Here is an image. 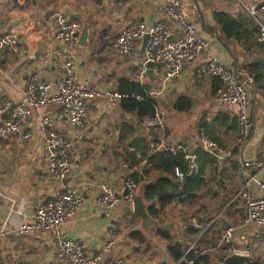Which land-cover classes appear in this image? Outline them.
Returning <instances> with one entry per match:
<instances>
[{
	"label": "crops",
	"instance_id": "crops-1",
	"mask_svg": "<svg viewBox=\"0 0 264 264\" xmlns=\"http://www.w3.org/2000/svg\"><path fill=\"white\" fill-rule=\"evenodd\" d=\"M182 1L187 20L196 26L199 36L209 44L212 55L222 59L235 72L242 67H253L261 69L264 76V49L258 45L257 37L248 41L253 46L247 47L245 39L239 41L223 34L214 18L219 12L246 16L242 8L244 3L264 0ZM166 6V0H0V41L6 33L17 34L21 40L19 54L8 51L0 54V74L9 79L17 90L24 92L33 74L56 85L65 77L61 62L71 59L79 85L103 92L120 91L123 79L140 82L139 68L145 52H142L141 40L130 54L116 55L113 52L116 36L122 30L163 18L161 13ZM58 12L81 24L80 36L84 28L88 30L86 41L75 50H67L56 39L55 17ZM206 60L207 57L202 54L196 61L186 63L181 77L169 84V92L161 97L168 108L160 103L164 128L149 129L142 125L144 128L128 139L127 147L133 146V152H137L138 157L150 150L152 144L170 146L188 143L196 147L200 127L205 123L216 128L214 134L221 146L220 157L232 154L239 133V125H234L238 122V111L234 106L221 103L217 94V79L198 77V67ZM158 70L154 69V79L148 76L144 80L150 92L160 90ZM3 94L0 87V97ZM249 94L253 129L244 149L237 153V160L243 168L241 178L235 180L238 194L252 176L258 175L264 182V78L249 90ZM181 97L193 102L189 113H179L171 107ZM86 103L88 118L83 129L52 127L73 142L70 153L73 170L63 184H56L50 178L44 151L45 138L50 129L41 125L43 118H55L60 114V107L52 106L33 114L28 126L29 139L0 137V264H66L57 257V243L52 231H18L19 226L32 222L37 207L63 185L78 192L84 205L63 225L62 235L80 240L91 259L101 253L114 234L116 243L100 264H110L117 257L122 258L125 264H175L174 257L167 250V242L151 232L158 227L170 226L168 230L174 242L185 241L184 217L200 209V205L171 206L162 216V223L155 220L147 226L134 212L133 204L121 202L112 211L101 209L96 199L103 184H109L120 195L123 194L127 170L123 166L126 163L119 143V130L122 123L134 121V116L122 111L121 107L113 108L105 98L88 99ZM219 116H224L220 120L224 122L222 125L217 123ZM8 118L9 114L0 119V125ZM143 188V184H139L137 194H142ZM211 202L210 199L204 202L211 207L210 211ZM145 204L149 213L151 204L146 201ZM231 213L228 218H221L226 221L227 228H237L234 239L237 248L240 251L251 248V252L253 248L252 258L258 254V259L264 261V234L255 226L240 228L245 214L243 205L242 209ZM238 220L242 222L235 226ZM193 223L200 226L195 220ZM113 226L116 227L115 233ZM137 233L145 240L132 237ZM209 241H212L211 237ZM190 244L187 243L188 246ZM218 246L212 248L207 244L201 249L207 250L210 264L211 258L222 261V256L230 251Z\"/></svg>",
	"mask_w": 264,
	"mask_h": 264
},
{
	"label": "built area",
	"instance_id": "built-area-1",
	"mask_svg": "<svg viewBox=\"0 0 264 264\" xmlns=\"http://www.w3.org/2000/svg\"><path fill=\"white\" fill-rule=\"evenodd\" d=\"M114 2L116 0H108ZM242 1V0H237ZM167 6L162 11L163 18L150 24L141 23L134 28L122 30L115 38L113 52L118 56L130 54L138 41L149 36L145 49V58L139 68L138 79L144 85L148 78L147 70L162 64L157 71L161 80L160 90L148 93L149 96L159 98L168 90L173 81L179 79L186 63L196 61L202 54L207 60L198 67L199 78H214L219 82L218 97L225 106H234L238 111L239 133L233 152L241 153L250 139L253 123L251 120V100L249 90L255 86L256 74L247 67H242L235 72L220 58L212 55L210 46L199 36L196 26L187 20L182 0H166ZM248 19L253 22L258 30L257 40L264 44V1L242 5ZM56 39L64 44L67 50H75L79 45V34L82 30L80 23L70 20L67 16L58 12L55 17ZM19 54L21 52V40L17 34L6 33L0 41V54L2 52ZM61 69L65 77L56 85L41 80L38 75L30 76L24 90V102L13 108L12 100L6 95L0 97V119L9 114V118L0 125V137L18 136L23 139L30 138L28 131L29 121L33 114L52 106L61 108V113L55 118H43L41 125L50 129L44 142V151L48 161L50 178L56 184H63L73 170L70 153L73 142L70 138L61 134L52 127L70 126L76 130L84 128L88 118V105L86 100L105 98L113 108L121 106L124 100L131 95L120 91H98L89 86H81L77 83L76 69L71 59L61 62ZM157 69V68H154ZM142 101L141 95L133 96ZM145 128H164L165 119L161 105L156 107V116L151 120H144ZM154 151H167L173 155H181L188 165L187 174L181 170L176 171L177 178L182 181L186 176L195 177L200 174L198 151H204L216 157H220L221 146L211 140L204 129H201L196 147L188 143H178L170 146H156L152 144ZM133 151L132 148L129 149ZM217 154V155H216ZM241 161V157L239 156ZM127 174L123 180V194H119L109 184H103L96 199L97 205L106 211H112L123 202L132 205L138 192V184L133 178L134 171L126 163L123 165ZM254 189H253V188ZM239 195L243 199L244 218L240 228L255 226L264 234V182L258 175L252 176ZM82 196L67 185L57 188L52 197L37 207L31 223L21 225L20 233L31 231H52L57 243V257L66 264H100L105 260L115 243L112 235L101 253L91 259L80 240L66 238L62 235L63 225L73 218L83 207ZM221 215V214H220ZM218 215L214 221H216ZM234 227L227 228L221 236L219 248H227L232 254H245L250 256L251 248L240 251L235 245ZM116 232V227H112ZM207 254V250H198L197 241L187 246L181 258L175 264H197V258ZM253 261L250 256L249 263ZM110 264H125L122 258H113Z\"/></svg>",
	"mask_w": 264,
	"mask_h": 264
},
{
	"label": "trees",
	"instance_id": "trees-1",
	"mask_svg": "<svg viewBox=\"0 0 264 264\" xmlns=\"http://www.w3.org/2000/svg\"><path fill=\"white\" fill-rule=\"evenodd\" d=\"M217 25L221 31L229 38L236 40H244L248 44L251 39L254 41L257 37V27L243 15L234 16L230 13L219 12L214 16ZM260 48L264 49V44L258 42ZM256 67V66H255ZM250 70L257 76L256 84L264 78L261 69L251 67ZM120 92L127 93L131 97L124 100L121 104V109L134 116V121H127L121 124L119 130V143L122 148L123 161L133 169V178L139 184H143V197L151 206L149 207L150 216L158 221L163 222L162 216L171 206L186 205L198 206L197 211L187 213L184 217L185 224V241L174 242L171 232L158 227L152 230L151 233L156 234L167 242V250L177 262L188 244L197 241V249L201 250L203 246L209 244L212 248H217L221 240V236L226 229V221H222L221 217L232 215V210L236 205L232 200L238 194L236 188V178H241L243 168L237 160L238 152L232 153L229 157L222 158L211 155L207 152L198 151L200 174L195 177L186 176L180 181L176 176V171L179 169L187 174L188 165L181 155H173L167 151H154L152 148L143 152L142 157H138L137 152L130 151L128 139L144 128L142 123L144 120L154 119L156 116V107L160 105L158 98L148 95L149 87L141 85L139 82H133L123 79L120 81ZM141 95L142 101H138L133 96ZM174 111L179 113H189L193 109V102L187 97L178 98L171 106ZM224 116H219L217 123ZM226 119V118H225ZM238 125V122H235ZM212 125L203 124L200 129H204L209 138L215 142H219L216 136V128ZM252 135V132H251ZM157 144V142H154ZM132 145V144H131ZM150 145H148L149 147ZM133 147V146H132ZM131 147V148H132ZM220 156V155H219ZM205 199L212 200L210 208L207 207ZM237 210V209H236ZM221 213L219 218L213 222ZM188 215V217H187ZM243 216V214H242ZM199 222L200 226H196L193 221ZM226 220V219H225ZM243 220V218H242ZM242 220L234 223L238 226ZM133 238L145 240L139 233L133 234ZM212 241H209V238ZM232 255L229 251L222 256L223 260ZM197 264H210L209 255L197 258ZM249 264H264V261L253 259Z\"/></svg>",
	"mask_w": 264,
	"mask_h": 264
},
{
	"label": "water",
	"instance_id": "water-1",
	"mask_svg": "<svg viewBox=\"0 0 264 264\" xmlns=\"http://www.w3.org/2000/svg\"><path fill=\"white\" fill-rule=\"evenodd\" d=\"M87 36H88V30L84 28L83 34L81 36L79 35V45L84 44V41H86ZM148 41H149V36H146L143 40L142 52H145ZM162 67H163L162 64H158L155 67L148 68L147 75L151 79H154L153 78L154 68H162ZM0 87L3 89L5 95L12 100L13 108L16 107L17 105H21L24 102L25 99L24 92L17 90L15 86L11 83V81L7 78H3L1 74H0ZM158 102L162 103L165 106V108H168V105L164 101H162L161 98H158ZM145 205L146 204H145V199L143 197V193L142 194L138 193L133 202L134 212L137 213L142 218L143 224L147 226L149 223L154 222L155 220L150 216ZM162 228L164 230H168L171 227L164 226ZM249 259H250L249 255L232 254L222 261L220 259L211 258V264H249Z\"/></svg>",
	"mask_w": 264,
	"mask_h": 264
},
{
	"label": "rangeland",
	"instance_id": "rangeland-1",
	"mask_svg": "<svg viewBox=\"0 0 264 264\" xmlns=\"http://www.w3.org/2000/svg\"><path fill=\"white\" fill-rule=\"evenodd\" d=\"M158 80H160V79H158ZM161 80H162V79H161ZM168 92H169V91L163 93L159 98L165 96ZM161 108H162V110H163V107H162V106H161ZM238 195H239V194H237L236 197L232 200V202L236 205V208H234V210H236V209H238V208H241V209H242L243 199H242L241 196L238 197ZM205 201H208V199H205ZM232 211H233V210H232ZM235 244H236V242H235ZM240 249H243V248H240ZM242 251H244V250H242ZM253 251H255V250H253V248H252V252L250 251V256L254 254ZM257 252H258V251H257ZM255 253H256V252H255ZM257 255H258V254H256V255L254 256L255 259H256V258L258 259V256H257ZM254 258H253V259H254ZM259 260H260V259H259Z\"/></svg>",
	"mask_w": 264,
	"mask_h": 264
}]
</instances>
